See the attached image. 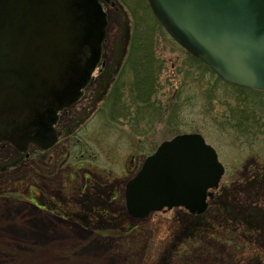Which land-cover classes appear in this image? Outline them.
Masks as SVG:
<instances>
[{
	"label": "rangeland",
	"instance_id": "374dc122",
	"mask_svg": "<svg viewBox=\"0 0 264 264\" xmlns=\"http://www.w3.org/2000/svg\"><path fill=\"white\" fill-rule=\"evenodd\" d=\"M98 1L107 15L98 66L107 70L112 63L117 67L119 51L126 47L124 7L120 0ZM149 10L144 13L152 35L150 45L162 60L158 72L154 71L157 90L151 107L128 96L134 73L128 66L116 80L121 95L118 106L111 96L102 98L99 91L109 79L106 83L95 68L81 103L60 114L58 143L39 158L41 162L20 160L15 167L1 169L16 153L0 147V194L6 195L0 197V264H39L36 259L20 263L37 253L48 257L44 264H192L181 254L170 260L168 256L172 249L168 229L171 224L180 227L176 217L185 211L166 209L135 219L126 214L123 200L124 182L144 157L162 140L186 132L204 136L224 166L219 187L203 214L228 221L214 229L209 222L214 246L204 249L200 257L212 250L216 260L203 263L264 264V231L259 233L251 221H244L252 214L264 215V91L227 87L216 80L156 24ZM43 161L46 177L33 164L43 165ZM30 183L45 190L57 210L69 215L66 220L60 218L62 213L51 214L16 200L14 193ZM92 213L95 219L97 213L112 216V227L93 228ZM83 214L88 226L78 220ZM172 215L174 220H168Z\"/></svg>",
	"mask_w": 264,
	"mask_h": 264
},
{
	"label": "water",
	"instance_id": "95a60500",
	"mask_svg": "<svg viewBox=\"0 0 264 264\" xmlns=\"http://www.w3.org/2000/svg\"><path fill=\"white\" fill-rule=\"evenodd\" d=\"M148 1L171 37L223 80L264 90V0ZM104 26L97 0H0V140L19 150L55 142L54 115L88 79ZM223 171L200 134H177L126 181L127 214L202 212Z\"/></svg>",
	"mask_w": 264,
	"mask_h": 264
},
{
	"label": "flooded vegetation",
	"instance_id": "af4514ba",
	"mask_svg": "<svg viewBox=\"0 0 264 264\" xmlns=\"http://www.w3.org/2000/svg\"><path fill=\"white\" fill-rule=\"evenodd\" d=\"M85 53L87 54L86 48H84L81 61L84 60L83 57L85 56ZM82 97L83 96H81L80 94L78 98L75 100V102L71 104L69 107L73 106L77 101L81 100ZM60 113H58L57 118L55 120V123H54L55 126L60 121V118H59ZM57 143L58 142H56L51 148H54L57 145ZM0 146H2L1 143H0ZM14 151L23 157L22 164L23 163L26 164L25 161H30L35 158L39 159L40 157H44L45 154H47V151L49 150H41L35 144H29L27 146V149L23 152L17 151L16 149H14ZM40 159H39V162H41ZM33 164L36 166H39V170H41L42 172L44 171L42 174L43 177H46L45 170L47 168V164L45 162L43 163V165H39L37 164V162H33ZM34 172H36L35 169H34ZM7 195H11V194L8 193ZM3 196H6V195L4 193L0 194V197H3ZM13 196L16 197V200L26 202L32 205L35 209L44 210L51 214L62 213L61 215L65 217L60 216V218L63 220H66V218L69 216L64 210H62V208H59L60 210H57L56 207L58 205L54 203L53 201H50V199L46 196L45 190L41 189L40 187L39 188L35 187L34 183L27 184L25 188H23V190H20L18 194L14 193ZM220 202L223 203L222 201ZM4 207L9 209L10 206L6 204V206ZM174 217L175 216L172 215L171 219L169 218L168 220L170 221L174 220ZM248 217L249 219L246 220V217H245L244 221H248V222L251 221L253 223L252 224L253 229H257V228L260 229L259 233L264 231V219L261 218V217H264V215L258 216L257 214H252V215H249ZM82 219H85L84 216L82 217ZM225 219L226 218L220 219L218 217L211 216L208 214H191L187 212L177 215L176 221L179 223L178 226L180 227L177 228L171 224V226L168 229V232L170 231L169 233L170 237L168 239V243L170 247H172L168 255L169 260L175 254H181L182 256H185L182 259H186L188 261L190 260L192 264H204L203 263L204 261L216 260V256H215L216 253L214 255H211V252H213L212 250H209L207 252V257H210V258H207V257L201 258L200 256L203 254L204 249L212 248L214 246V242L211 241V237L213 236L212 231L207 230V227L210 225L209 222H211V225L214 229V227L216 226L222 227L223 222L228 221V219L226 220ZM108 222L109 220L106 217H101L97 221L96 226L94 225V228L104 229V228L110 227V224ZM216 248L219 249L221 247L217 246ZM226 264H234V262L233 260H231L230 262H227ZM258 264H261V262H258Z\"/></svg>",
	"mask_w": 264,
	"mask_h": 264
},
{
	"label": "trees",
	"instance_id": "16d2710c",
	"mask_svg": "<svg viewBox=\"0 0 264 264\" xmlns=\"http://www.w3.org/2000/svg\"><path fill=\"white\" fill-rule=\"evenodd\" d=\"M121 5L123 6L124 12L121 16L124 18L123 21V35L126 40V47L123 51H119V57L117 58V67L113 63L110 65L107 70L100 69L98 76L104 81L107 78L109 80L112 78L110 76L113 71H122L124 66L134 73L131 75L132 80L129 83L130 88H128V96L132 98L133 102L140 103L143 107H151L155 103L153 101V96L156 92V78L157 75L154 72L161 66L162 60L155 55L153 47L150 45L152 40V35L149 33L150 29L148 28V19L147 15L144 13L149 10L146 0H120ZM126 8V11H125ZM150 11V10H149ZM134 17V21H133ZM156 24L160 26L159 22L155 19ZM125 52V54H124ZM123 55H125L123 59ZM193 60L198 61V64L205 69L206 72L210 73L216 78L219 82H223L218 76H216L202 61L196 57L188 54ZM122 64V65H121ZM115 67V68H114ZM117 74L113 81L110 84V90L108 97L111 96L113 105L118 106L119 99L121 98L119 92V84H116L118 78ZM225 86H234L223 82ZM238 87V86H234ZM242 88V87H238ZM121 89V88H120ZM247 90L245 88H242Z\"/></svg>",
	"mask_w": 264,
	"mask_h": 264
},
{
	"label": "bare ground",
	"instance_id": "6f19581e",
	"mask_svg": "<svg viewBox=\"0 0 264 264\" xmlns=\"http://www.w3.org/2000/svg\"><path fill=\"white\" fill-rule=\"evenodd\" d=\"M46 258H48V257H45V256L41 257V255L37 253L31 257L29 256V257L21 260L20 263H25L27 261H33L36 259L39 264H44Z\"/></svg>",
	"mask_w": 264,
	"mask_h": 264
}]
</instances>
